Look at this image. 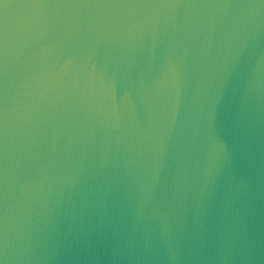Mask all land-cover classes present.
Listing matches in <instances>:
<instances>
[{"label":"water","instance_id":"95a60500","mask_svg":"<svg viewBox=\"0 0 264 264\" xmlns=\"http://www.w3.org/2000/svg\"><path fill=\"white\" fill-rule=\"evenodd\" d=\"M0 264H264V0H0Z\"/></svg>","mask_w":264,"mask_h":264}]
</instances>
